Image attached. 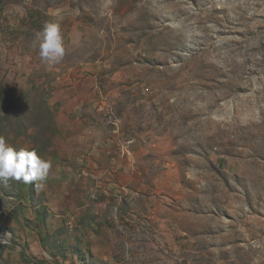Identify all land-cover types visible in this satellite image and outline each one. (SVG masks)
I'll return each mask as SVG.
<instances>
[{
  "label": "rangeland",
  "instance_id": "1",
  "mask_svg": "<svg viewBox=\"0 0 264 264\" xmlns=\"http://www.w3.org/2000/svg\"><path fill=\"white\" fill-rule=\"evenodd\" d=\"M0 135V264H264V0H0Z\"/></svg>",
  "mask_w": 264,
  "mask_h": 264
},
{
  "label": "clouds",
  "instance_id": "2",
  "mask_svg": "<svg viewBox=\"0 0 264 264\" xmlns=\"http://www.w3.org/2000/svg\"><path fill=\"white\" fill-rule=\"evenodd\" d=\"M39 40V57L49 65L59 63L66 46L60 22L45 23L37 34ZM52 168L51 160L42 158L35 149L17 148L0 135V184L8 185L10 180L34 183L37 190H43L45 181ZM10 234L0 236V243L6 242Z\"/></svg>",
  "mask_w": 264,
  "mask_h": 264
}]
</instances>
